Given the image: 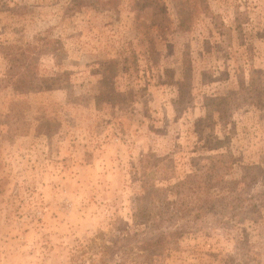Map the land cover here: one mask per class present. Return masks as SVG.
<instances>
[{
	"label": "rangeland",
	"instance_id": "1",
	"mask_svg": "<svg viewBox=\"0 0 264 264\" xmlns=\"http://www.w3.org/2000/svg\"><path fill=\"white\" fill-rule=\"evenodd\" d=\"M0 264H264V0H0Z\"/></svg>",
	"mask_w": 264,
	"mask_h": 264
}]
</instances>
